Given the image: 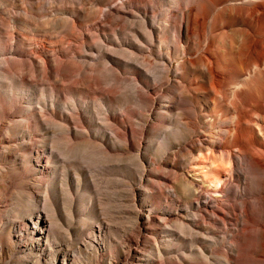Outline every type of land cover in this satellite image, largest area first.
Segmentation results:
<instances>
[{
	"label": "bare ground",
	"instance_id": "1",
	"mask_svg": "<svg viewBox=\"0 0 264 264\" xmlns=\"http://www.w3.org/2000/svg\"><path fill=\"white\" fill-rule=\"evenodd\" d=\"M5 1L11 9L0 4L7 17L0 21L6 39L0 71L17 72L22 90L0 96V191L5 197L22 191L31 205L37 238L22 252L35 257L50 241L52 218L41 205L53 208L58 188L62 194L70 183L82 188L88 175L100 188L96 175L114 174L120 161L130 171L114 183L131 198L134 223L108 264H264V0H49L54 13L41 0ZM20 25L37 33L61 29V46L44 36L35 51L16 48L32 42ZM129 37L138 44H125ZM64 41L81 46L71 50ZM138 65L151 72L160 67L157 80L142 77ZM35 79L52 80L50 99L42 95L39 109L23 104L24 89L34 88ZM153 80L167 84L157 101ZM103 83L109 90L100 91ZM122 86L132 87L139 113L130 98L111 106L112 90ZM66 94L70 100L61 101ZM84 94L106 103L102 124ZM146 117L167 124L163 156L150 162L144 150L155 128ZM156 219L169 226L172 241H147L154 251L148 260L139 249L145 234L155 235L150 226ZM103 224L99 233L107 230ZM24 236L19 231L18 241ZM75 252L81 264L82 253Z\"/></svg>",
	"mask_w": 264,
	"mask_h": 264
},
{
	"label": "rangeland",
	"instance_id": "2",
	"mask_svg": "<svg viewBox=\"0 0 264 264\" xmlns=\"http://www.w3.org/2000/svg\"><path fill=\"white\" fill-rule=\"evenodd\" d=\"M118 1L119 4L123 3V0H118ZM163 1L164 0H159L160 5L161 3H163ZM42 2L44 3V5L42 4L44 10L50 9L49 13H54L53 10L50 8L51 5L49 4V0H41V3ZM16 3L18 5L21 4L18 1ZM0 4L4 5L5 8L11 9L8 1L6 2L5 0H0ZM156 6L158 7V8L156 7L158 11L162 10V8L159 7V5ZM1 17L7 18L6 15L4 16L1 14L0 21H2ZM20 26H21L20 28L17 26L18 27L17 29L18 31H20V33L31 32L29 37L32 42L28 41L27 43L24 44L26 46L22 45L23 44L22 42H18L17 44L13 42L16 48H23L28 51H35L39 47V43H36V41L38 42L39 37H44V36L47 38L48 41H51L54 44L56 43L59 46H61L60 45L61 42L60 37H62L61 29H58L57 27L52 29L50 28L49 31L47 32H39L41 33L39 34L36 31L35 32L32 31L34 27H25L23 25ZM129 33L130 32H128V34ZM132 42L138 44L137 40L132 39L131 37L125 39V44L128 43L130 44ZM7 43H9L7 45H10L12 41L11 42L9 41ZM63 43H65V45L63 44L62 46L66 48H69L70 45L71 50L78 49L79 48L77 46L78 44L81 46L80 43H76V42L74 45L73 41L72 43L68 41H64ZM4 44L6 45V39H2L0 37V47H4ZM73 47H78V48H73ZM109 48L112 49V47ZM48 53L51 54L50 51H48ZM112 55L114 56V58L120 59L124 62L129 61V59L126 58L124 55L114 52L112 53ZM32 56L34 58V55ZM181 60L182 59L179 58L174 62L172 72H175L176 66L178 65V62ZM138 66L141 68L142 75L141 74L140 75L142 77L146 79L155 78L157 80L155 74H157L158 71L161 70L160 67H158V70L151 72L148 71L147 68L141 65ZM1 67L3 68V66H1L0 63V70L2 69ZM12 72L13 71L11 70V74L5 75V72L0 71V86H1L0 96H2L5 100H6L5 96H9L10 94L11 95L19 94L22 90L18 81V74L16 76L17 72L14 73ZM1 75L2 77L3 76L4 77L2 78ZM104 75L108 78V75L106 74ZM11 76H13V78ZM107 78H105L106 81L108 80ZM170 78L172 81H174V74H171ZM35 80H36L35 83L36 82L37 83L34 84L35 85L34 88L26 86V88L24 89L25 97L23 98V104L24 106L32 105L34 108L39 109L41 106L40 103H41L42 95H44V98L46 97L45 99H50L49 96H50L52 80L50 81L47 79V81L45 80V82L44 80L39 81L41 79H35ZM62 83L67 84L65 82ZM150 84H151V88L156 87L158 89L157 93L153 95V97L157 101V99L161 96V94L162 95L164 94L163 91L164 88L167 87V84L161 87V85H157V82H155L154 80ZM102 86L103 88L105 87L106 89L109 90L108 86L104 84L100 86L101 92H104ZM113 90L112 93L115 95L116 99L114 100L115 102L113 101V103H111L112 107L115 105L114 108L117 109V106L119 104V98H120V102L123 99L124 100L122 102H125V98H127L129 101L131 99V101L129 102V106L131 110L139 113V106L136 105V103H134V101L132 100L131 95L133 93L131 86H122L120 88H115ZM114 92L118 93L117 94L118 97ZM71 97L72 96L70 94H66L65 98H62L61 101L63 100H64L63 102H65L66 100L69 101ZM78 97L79 96H77V98ZM84 98L85 101L89 100L88 102L90 103V108L92 110V113L95 114L96 122L102 124L103 123L102 119L104 118V114L102 113H104V111H102L101 109L104 108L103 106H105L106 103H104L103 100L100 99L101 96H99L98 94H89V95L84 94ZM5 103L8 104V101H5ZM84 112L85 113L89 112L88 107ZM146 119L150 120L153 124V127L155 128L154 133L147 136L148 138L146 137L147 147L144 150L145 159L147 162H150L151 158L159 159L163 156L162 150L164 144L163 143L164 137L162 136V131H166L165 125L167 124H162L160 120H154L152 118L149 119L148 117H146ZM133 120L138 121L139 119L133 118ZM48 128L49 126H47L44 123L43 126H41V131L43 133H46L48 131ZM41 131L39 133H41ZM136 162H137L136 159L133 158L130 161L129 167H131L132 169L136 168L137 167L135 166ZM147 169H150V167H147ZM96 170L97 171L99 170L98 166H96ZM128 170L129 169L126 168L125 163L117 161L116 169H114L113 172L114 174L112 173L104 174L102 172L99 174L97 173L98 175H96V178L97 176L100 179L102 178L101 179L102 183L100 185V188L99 185L96 186L95 184H93L95 180L93 175H88L86 178H83L82 180V188H76L75 187L76 184L72 185V183H70L68 194H64V193L62 194L58 188L56 196L54 197V200L52 202L53 208L46 207L44 209L43 204L41 203L42 204L41 210L44 211V215L46 214L50 218H52L50 232L49 231L47 232L50 235V241L48 243L44 242L43 248L40 251V253L35 257L31 256V258H29L30 257L29 255L31 253L30 251L27 250L26 253L22 252L25 250L26 248L25 246L27 244L29 245L30 243L32 244L33 243L32 240L37 238V235H34L35 230H34L33 214L30 208L31 205L25 204V198L22 197L23 194L22 191H17L14 189L10 190L9 193H7V197L4 196L5 192L0 191L1 198L4 196L0 201V211H2L1 215H3L2 218H0V264H61L64 261V259H67L69 261V264H75L73 255L76 254L75 250L77 249H79L82 253V256L80 258L81 264H108L111 250H112V254L119 251L120 249L119 242H121L124 235H126L129 232L131 233L130 228L133 226L134 223L133 222L134 216L129 213L132 212L134 209L133 203L131 202L132 200L130 197L127 198L125 197V195H123V193L121 192L123 191V189H121L122 187H120V185H118L117 182L114 183L115 179L117 181H120L122 179L121 176L126 175ZM102 174L104 177L102 176ZM127 176H130L129 173ZM90 178L92 179V181ZM155 190L156 192H158V189ZM91 196L93 198L90 200L92 202V205L90 204L89 201V198ZM129 201L131 203H129ZM140 201L141 204H145V206L147 205L146 207L147 209L149 208L146 202H143L141 199ZM119 206H122L124 209H119L118 208ZM121 210H124L127 213H121ZM153 212L155 214L161 213L162 209L155 211L153 210ZM173 212L176 213L175 210H173L172 213ZM108 220H111V224H112V226L109 229L107 224H109L110 222ZM99 223H104L103 225L107 227V230H104V232L99 233ZM150 228L156 229L155 235L145 234L144 235L145 240L142 239L141 247L139 249V253L141 254V256L142 257L145 256V258L147 259L152 256V253H154L153 249L150 247V244L147 243V241H150V239L151 240L158 239V241H160L162 244L170 243L172 241V238L169 236L167 232L169 230V226L162 225V222L160 220L156 219V221L152 222ZM19 231L20 233L21 231H24L25 236L22 240L18 241ZM50 248L52 249L51 251ZM24 259H28L29 261L26 263L24 262Z\"/></svg>",
	"mask_w": 264,
	"mask_h": 264
}]
</instances>
